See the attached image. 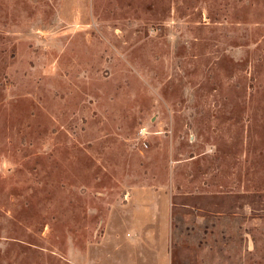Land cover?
I'll use <instances>...</instances> for the list:
<instances>
[{
	"label": "rangeland",
	"instance_id": "374dc122",
	"mask_svg": "<svg viewBox=\"0 0 264 264\" xmlns=\"http://www.w3.org/2000/svg\"><path fill=\"white\" fill-rule=\"evenodd\" d=\"M0 264H264V0H0Z\"/></svg>",
	"mask_w": 264,
	"mask_h": 264
}]
</instances>
